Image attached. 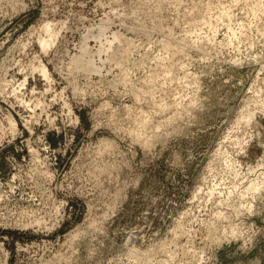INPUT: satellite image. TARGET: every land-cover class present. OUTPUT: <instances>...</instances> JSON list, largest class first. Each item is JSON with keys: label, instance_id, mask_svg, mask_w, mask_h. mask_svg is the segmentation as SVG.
Segmentation results:
<instances>
[{"label": "rangeland", "instance_id": "rangeland-1", "mask_svg": "<svg viewBox=\"0 0 264 264\" xmlns=\"http://www.w3.org/2000/svg\"><path fill=\"white\" fill-rule=\"evenodd\" d=\"M0 264H264V0H0Z\"/></svg>", "mask_w": 264, "mask_h": 264}, {"label": "bare ground", "instance_id": "bare-ground-1", "mask_svg": "<svg viewBox=\"0 0 264 264\" xmlns=\"http://www.w3.org/2000/svg\"><path fill=\"white\" fill-rule=\"evenodd\" d=\"M78 62H80V60L77 61L76 63L79 64ZM83 62H84V61H83ZM88 62H89V61H87V64H88ZM254 62H255V61H254ZM77 64H76V65H77ZM80 64H82V63L80 62ZM91 64H92V63H91ZM91 64L86 65V67H83V69L85 68V69H84L85 71H86V69H87V71H90V72H91V71H95L96 69L93 67V65H92V67H93V68H92V67H91ZM83 65H85V63H84ZM186 67H187V66H186ZM187 68H188V67H187ZM93 69H95V70H93ZM193 72H194V71H193ZM189 74H190L189 72L185 71V75H186L185 77L189 76ZM193 75H194V74H193ZM195 75H196V74H195ZM45 77H47V75H45ZM191 77H192V75H191ZM194 77H195V76H194ZM255 95H256V94H255ZM247 114H248V113H247ZM247 114H246V115H247ZM250 115H251V114H250ZM251 116H252V115H251ZM244 118H245V117H244ZM250 118H251V117H250ZM245 119H247V117H246ZM238 120H239V119H238ZM242 120H243V119H242ZM242 120H241V121H242ZM247 120H249V117H248ZM143 121H144V120H143ZM241 121H240V122H241ZM248 122H250V121H248ZM9 123H10V122H9ZM10 124H11L10 127H12V128L14 129V127H15L14 124H15V123H14V120H13V119H11V123H10ZM241 124H242V123H241ZM246 124H247V123H246ZM12 128H11V129H12ZM13 129H12V130H13ZM14 130H15V129H14ZM148 144H149V143H148ZM149 148H150V147H149ZM248 185H249V184H248ZM259 187H260V186H258L255 182H254V183L252 182V184L249 185V186L247 187V189H246L245 192H246V193H255L256 191L259 190ZM245 188H246V187H245ZM244 195H245V194H244ZM244 195H243V196H244ZM240 206H241V205H240ZM235 207H236V206H235ZM239 208H240V207H239ZM236 209H238V208L236 207Z\"/></svg>", "mask_w": 264, "mask_h": 264}]
</instances>
